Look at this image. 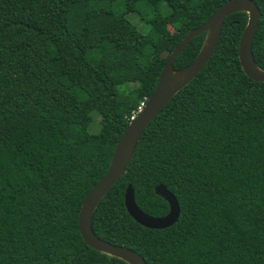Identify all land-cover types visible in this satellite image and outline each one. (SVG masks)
Returning <instances> with one entry per match:
<instances>
[{
    "label": "trees",
    "instance_id": "trees-1",
    "mask_svg": "<svg viewBox=\"0 0 264 264\" xmlns=\"http://www.w3.org/2000/svg\"><path fill=\"white\" fill-rule=\"evenodd\" d=\"M227 0H0V264H129L85 245L83 199L105 174L166 58ZM252 43L264 69V0ZM169 12L162 14L160 4ZM150 9L147 32L126 13ZM247 13L225 18L211 57L143 130L91 226L148 264H264V81L241 68ZM171 26V30L169 29ZM206 37L190 39L174 68ZM92 112L99 130L89 132ZM163 216L164 185L179 203L164 228L128 213Z\"/></svg>",
    "mask_w": 264,
    "mask_h": 264
},
{
    "label": "water",
    "instance_id": "water-1",
    "mask_svg": "<svg viewBox=\"0 0 264 264\" xmlns=\"http://www.w3.org/2000/svg\"><path fill=\"white\" fill-rule=\"evenodd\" d=\"M237 11L247 13V23L240 36L238 49L241 68L252 80L264 81V69L256 65L252 53V43L261 17V11L253 0H227L203 24L189 31L171 52L164 50L160 54V58H166V61L152 94L147 98L141 110L129 121L116 143L105 174L82 201L78 214V227L86 246L121 258L129 264H148L133 249L110 243L98 237L91 226L92 214L102 197L125 171L145 127L168 100L204 67L217 46L225 18ZM202 32H206V37L196 57L189 64L179 69L174 68L176 56L192 37ZM154 192L168 203L169 210L163 216L156 217L143 212L135 202L134 190L130 184L125 189L124 204L129 215L139 224L149 228H164L177 220L179 203L174 194L162 184L156 185Z\"/></svg>",
    "mask_w": 264,
    "mask_h": 264
},
{
    "label": "rangeland",
    "instance_id": "rangeland-1",
    "mask_svg": "<svg viewBox=\"0 0 264 264\" xmlns=\"http://www.w3.org/2000/svg\"><path fill=\"white\" fill-rule=\"evenodd\" d=\"M159 11L162 14H167L169 12L168 7L165 5V3L160 4ZM126 17L134 24L136 27L142 31L147 32L150 28L149 23L147 20L151 19L153 17V12L150 9H138L133 12L126 13ZM169 29L171 30V26H169ZM141 107V102L139 103V106L137 110ZM89 132L96 133L99 130V116L96 112H92V122L89 126Z\"/></svg>",
    "mask_w": 264,
    "mask_h": 264
},
{
    "label": "built area",
    "instance_id": "built-area-1",
    "mask_svg": "<svg viewBox=\"0 0 264 264\" xmlns=\"http://www.w3.org/2000/svg\"><path fill=\"white\" fill-rule=\"evenodd\" d=\"M144 103H145L144 101L141 102V107L133 113V115L131 116V119L135 117V115L138 113L139 110H141V108L143 107Z\"/></svg>",
    "mask_w": 264,
    "mask_h": 264
}]
</instances>
